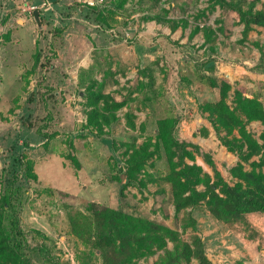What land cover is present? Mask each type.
Here are the masks:
<instances>
[{"label":"rangeland","instance_id":"1","mask_svg":"<svg viewBox=\"0 0 264 264\" xmlns=\"http://www.w3.org/2000/svg\"><path fill=\"white\" fill-rule=\"evenodd\" d=\"M33 9L40 12L39 25ZM262 9L264 0L254 5ZM243 31L238 15L212 0H104L97 6L0 0V199L12 188L27 233L20 239L26 251L32 249L30 264H80L84 256L102 264L93 246L72 232V218L83 229L93 225L91 204L144 216L187 243L197 233L212 264H264V215L229 225L213 218L204 202L191 206L184 200L186 206L177 209L179 200L163 181L170 167L162 142L139 177L144 188L128 187L120 198L115 179L131 148L148 143L152 151L159 122L171 117L178 120L172 137L199 147L195 160L185 158V164L195 163L213 177L202 157L207 153L226 182L239 183L231 170L240 159L219 139L232 140L238 131L220 128L218 134L204 107L219 100L214 79L232 86V108L235 90L264 104V69L257 68L264 27L255 26L247 36ZM36 53L41 59L35 67ZM93 92L103 96L100 109L105 101L127 102L102 131L86 126ZM239 115L262 143L264 125ZM186 211L196 219L197 232L184 228ZM173 248L168 241L136 264H159Z\"/></svg>","mask_w":264,"mask_h":264},{"label":"trees","instance_id":"2","mask_svg":"<svg viewBox=\"0 0 264 264\" xmlns=\"http://www.w3.org/2000/svg\"><path fill=\"white\" fill-rule=\"evenodd\" d=\"M212 1L213 6H219L223 11H231L238 15L239 22L244 25L245 36L255 26L264 27V9L254 10V5L261 0ZM206 34V41H210L211 35L208 32ZM40 59L41 54L36 53L35 67ZM257 68L264 69V52ZM212 86L219 89V100L207 103L204 109L210 113L217 133L220 128L229 132L238 131L239 137L232 140L221 136L219 139L228 151L236 153L240 159V162L231 170L239 183L231 186L226 182L207 153L202 154V157L212 169L213 177L195 163L185 164V158L195 160L194 152L199 153V147L174 139L172 134L178 120L173 121V118L166 117L159 122L161 130L157 134V143L152 151L148 143L138 148H131L132 152L125 160L120 176L115 178L120 185V198L125 197L128 187L144 188L145 185L139 177L148 161L159 154L160 142H162L170 167L163 181L169 185L175 201L179 200L178 210L186 206L184 200L190 199L191 206L204 202L213 218L229 225L245 220V216L250 214L264 215V133L260 136L262 141L260 143L248 131L245 120L239 115L240 112L247 121H260L264 125V104L256 97H247L241 91L235 90L236 106L232 108L228 103L232 86L227 82L220 83L216 79L213 80ZM151 98L153 97L149 96L148 100ZM89 99V105L93 108L88 113L86 126L100 131L104 126H110L115 116L114 112L127 103L126 100L112 101V103L105 101L100 109L102 94L93 92ZM163 122L165 126L162 125ZM128 124L134 127L132 121ZM254 156L258 159L250 162ZM244 163H249L250 170L245 169ZM199 185L204 186L203 191H196ZM187 193L191 195V198L184 199ZM12 199V188L5 190L0 199V264H30L28 251L32 249L29 248L26 251L23 248L21 239L26 237L27 233L20 226V219ZM180 199H183V203ZM90 209L93 212V225L83 229L80 223L72 218V232L85 244L93 246L102 264H136L138 258L164 249L168 241L174 243V248L165 251L159 264H190L193 259L198 264H212L207 257L204 240L197 233L191 237L190 243H187L180 239L177 231L166 225L156 223L144 216L133 215L122 208H100L91 204ZM183 226L197 232V222L191 211H186ZM79 259L80 264H94L91 258L87 259L84 256Z\"/></svg>","mask_w":264,"mask_h":264},{"label":"built area","instance_id":"3","mask_svg":"<svg viewBox=\"0 0 264 264\" xmlns=\"http://www.w3.org/2000/svg\"><path fill=\"white\" fill-rule=\"evenodd\" d=\"M77 1L86 3V4L90 5V6H97V5L103 4V2H104V0H77Z\"/></svg>","mask_w":264,"mask_h":264},{"label":"water","instance_id":"4","mask_svg":"<svg viewBox=\"0 0 264 264\" xmlns=\"http://www.w3.org/2000/svg\"><path fill=\"white\" fill-rule=\"evenodd\" d=\"M33 14H34V17H35L38 25H39L40 24V19H39L40 12L38 10H35Z\"/></svg>","mask_w":264,"mask_h":264},{"label":"crops","instance_id":"5","mask_svg":"<svg viewBox=\"0 0 264 264\" xmlns=\"http://www.w3.org/2000/svg\"><path fill=\"white\" fill-rule=\"evenodd\" d=\"M25 26V25H24ZM28 30V28H26V27H24V28H22V31L23 32H21V33H23V34H26V31ZM28 34H30V32L28 33L27 32V36H28ZM16 36V35H15ZM30 37V36H29Z\"/></svg>","mask_w":264,"mask_h":264}]
</instances>
